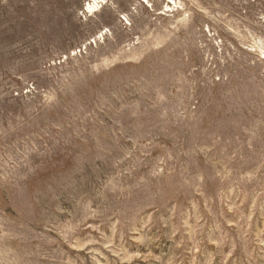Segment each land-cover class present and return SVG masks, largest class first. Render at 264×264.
<instances>
[{"label":"rangeland","instance_id":"rangeland-1","mask_svg":"<svg viewBox=\"0 0 264 264\" xmlns=\"http://www.w3.org/2000/svg\"><path fill=\"white\" fill-rule=\"evenodd\" d=\"M94 1L0 0V264H264V0Z\"/></svg>","mask_w":264,"mask_h":264},{"label":"bare ground","instance_id":"bare-ground-1","mask_svg":"<svg viewBox=\"0 0 264 264\" xmlns=\"http://www.w3.org/2000/svg\"><path fill=\"white\" fill-rule=\"evenodd\" d=\"M94 3H97L96 0L94 1ZM93 5H95V4H89V9L90 10H93Z\"/></svg>","mask_w":264,"mask_h":264}]
</instances>
